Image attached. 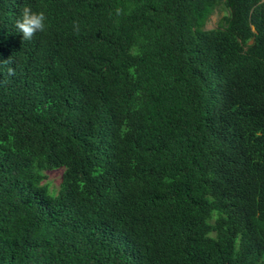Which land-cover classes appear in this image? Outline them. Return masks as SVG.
Masks as SVG:
<instances>
[{"label":"trees","instance_id":"obj_1","mask_svg":"<svg viewBox=\"0 0 264 264\" xmlns=\"http://www.w3.org/2000/svg\"><path fill=\"white\" fill-rule=\"evenodd\" d=\"M8 59L0 264H264V0H0Z\"/></svg>","mask_w":264,"mask_h":264},{"label":"clouds","instance_id":"obj_2","mask_svg":"<svg viewBox=\"0 0 264 264\" xmlns=\"http://www.w3.org/2000/svg\"><path fill=\"white\" fill-rule=\"evenodd\" d=\"M128 14L123 8L117 7L114 15L120 17ZM110 15H112L110 13ZM47 17L43 11H33L30 7L22 8L19 18L15 21V31L21 35L22 41H31L37 33L46 31ZM74 28L78 29V25L74 22ZM78 34V33H77ZM0 70H3L8 76L15 74L12 62L8 60H0Z\"/></svg>","mask_w":264,"mask_h":264},{"label":"rangeland","instance_id":"obj_3","mask_svg":"<svg viewBox=\"0 0 264 264\" xmlns=\"http://www.w3.org/2000/svg\"><path fill=\"white\" fill-rule=\"evenodd\" d=\"M223 15V12L215 10L206 20L204 29H212L216 26V22ZM62 169H54L52 171L44 172V179L42 184L46 186L47 193L53 195L57 191Z\"/></svg>","mask_w":264,"mask_h":264}]
</instances>
